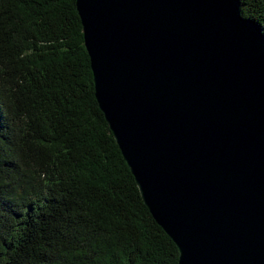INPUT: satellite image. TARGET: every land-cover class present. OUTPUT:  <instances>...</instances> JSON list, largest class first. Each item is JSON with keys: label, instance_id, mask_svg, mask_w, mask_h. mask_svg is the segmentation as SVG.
I'll list each match as a JSON object with an SVG mask.
<instances>
[{"label": "water", "instance_id": "water-1", "mask_svg": "<svg viewBox=\"0 0 264 264\" xmlns=\"http://www.w3.org/2000/svg\"><path fill=\"white\" fill-rule=\"evenodd\" d=\"M94 95L176 264H264V35L239 0H76Z\"/></svg>", "mask_w": 264, "mask_h": 264}, {"label": "trees", "instance_id": "trees-1", "mask_svg": "<svg viewBox=\"0 0 264 264\" xmlns=\"http://www.w3.org/2000/svg\"><path fill=\"white\" fill-rule=\"evenodd\" d=\"M264 35V0H239ZM94 95L76 0H0V264H176Z\"/></svg>", "mask_w": 264, "mask_h": 264}]
</instances>
